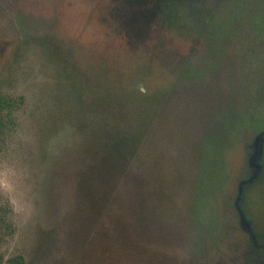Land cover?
Listing matches in <instances>:
<instances>
[{"label":"rangeland","instance_id":"374dc122","mask_svg":"<svg viewBox=\"0 0 264 264\" xmlns=\"http://www.w3.org/2000/svg\"><path fill=\"white\" fill-rule=\"evenodd\" d=\"M0 93V264H264V0H0Z\"/></svg>","mask_w":264,"mask_h":264},{"label":"trees","instance_id":"16d2710c","mask_svg":"<svg viewBox=\"0 0 264 264\" xmlns=\"http://www.w3.org/2000/svg\"><path fill=\"white\" fill-rule=\"evenodd\" d=\"M20 103V99L17 100L13 96L6 95L0 93V140H5L6 134L9 133V130L15 124V118L13 111L16 106ZM264 138V131L260 136ZM115 169H121L119 167H115ZM115 175V173L113 174ZM6 211L3 206H0V225H4L3 222L5 221ZM14 264H22L23 258L21 256L13 259Z\"/></svg>","mask_w":264,"mask_h":264},{"label":"flooded vegetation","instance_id":"af4514ba","mask_svg":"<svg viewBox=\"0 0 264 264\" xmlns=\"http://www.w3.org/2000/svg\"><path fill=\"white\" fill-rule=\"evenodd\" d=\"M259 139H263V138H259ZM255 152H257V150Z\"/></svg>","mask_w":264,"mask_h":264}]
</instances>
